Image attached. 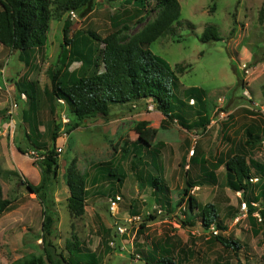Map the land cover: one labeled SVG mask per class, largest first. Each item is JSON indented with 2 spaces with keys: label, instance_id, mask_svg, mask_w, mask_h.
<instances>
[{
  "label": "rangeland",
  "instance_id": "1",
  "mask_svg": "<svg viewBox=\"0 0 264 264\" xmlns=\"http://www.w3.org/2000/svg\"><path fill=\"white\" fill-rule=\"evenodd\" d=\"M178 2L180 15L173 24L174 31L157 38L149 49L172 67L176 64L186 67L178 75L179 84L174 89L185 103L181 106L177 102V114L194 118L190 111L198 107L193 101L188 102L184 94L189 88L197 87L205 92V114L210 122L205 129L188 131L175 121L162 119L153 124L149 120L148 126L157 130L153 144L160 146L162 172L159 177L167 187L162 203L154 198L153 189L135 176L130 155L119 160L123 142L140 134L135 129L136 123L142 121L139 112L154 111L155 108H148L149 100H143L141 106L132 107L130 102L122 109L113 108L109 118L85 120L71 129L69 124L73 118L64 104L57 102L52 112L51 101L44 94L49 87L48 71L61 66L62 48L70 47L63 40L62 26L66 18L72 21L70 37L90 31L105 37L114 30L116 15L128 24L121 35H131L151 20L154 12L137 21L132 16V6L124 0H92L82 15L74 12L68 16L59 12L53 3L47 43L34 50L29 65L20 61L17 51L0 45V183L4 197L11 201L10 210L0 216V264L33 255L44 256L40 239L41 205L36 194L26 187V181L38 184L41 180V169L30 154L31 150H38L30 145L28 126L23 119V111L29 108L27 96L23 93L25 98L22 97L14 88L15 82L24 76L37 87L34 116L41 139L51 144L55 133V148L62 146L58 174L50 185L58 212L51 239L56 253L71 264H89L87 258L91 254L99 264H150L145 257L161 253L173 257L177 264H237L238 261L264 264L262 218L258 220L257 211L249 214L240 192L225 185V169L220 164L237 151L248 159L264 162V0ZM206 26H212L219 39L200 40ZM92 45L100 47L96 41ZM63 71L81 72L80 62H72ZM12 103L17 104L11 114L16 124L13 132L5 133L4 123ZM246 130L258 134L257 141L246 142ZM110 160V167H116L120 161V169L126 174L120 184L99 177L105 175V169L96 164ZM145 160L149 161V156ZM71 162L87 174L88 192L81 215H75L67 206L65 172ZM203 164L216 179L198 183L189 193L201 205H216L227 227L221 233L240 244L236 252L208 239L211 228L205 230L197 210L192 212L188 208L183 192L185 181L200 180ZM147 166L149 172L155 173L150 164ZM94 176L96 182L92 183ZM113 194L122 198L115 217L108 210ZM181 199L184 201L179 203ZM115 222L126 228L122 235L116 233ZM73 242L78 252L71 247Z\"/></svg>",
  "mask_w": 264,
  "mask_h": 264
},
{
  "label": "trees",
  "instance_id": "2",
  "mask_svg": "<svg viewBox=\"0 0 264 264\" xmlns=\"http://www.w3.org/2000/svg\"><path fill=\"white\" fill-rule=\"evenodd\" d=\"M132 6L133 18L137 21L144 20L147 15L154 12L155 16L146 21L136 32L131 35L122 31L128 29L126 21H122L118 15L113 17V27L105 37H100L94 32L77 33L69 35L72 21L66 18L63 22L62 32L65 44L70 47L62 48L61 66L48 71L49 87L44 90L47 98L51 101V111L54 112L58 100H62L68 113L73 120L70 128L77 127L85 120L110 117L111 111L118 105H125L140 100H149L154 108L162 113L164 119L177 122L180 127L190 131L205 129L210 119L206 112V99L204 90L201 88H189L184 94L187 101L193 100L198 108L194 109V120L187 121V114H177V105L181 106V100L174 93L178 87V75L185 70L182 64L172 67L164 58L153 53L149 45L161 36L174 31L173 24L178 22L180 5L178 0H124ZM92 0H0V45L18 52V57L25 65H29L35 49L43 47L47 43V33L50 20L52 19V4L56 5L59 12L71 11L82 15L90 7ZM150 6V7H149ZM233 30V29H232ZM231 30V32H232ZM219 37L212 26H206L200 40H217ZM100 43V47L92 45ZM72 62H80V71H63ZM15 91L24 93L29 102L27 111H23V119L28 126L27 138L33 148L43 155V158L34 162L41 169V180L38 184L26 181L27 190L36 194L40 205L42 221L40 225L41 244L44 256H31L21 261L10 264H71L61 254L56 253L51 239L55 234V224L58 220V212L51 196L50 185L58 174V153L55 151L56 134L52 135V142L41 139L38 122L35 119L37 105V87L33 81L24 76L15 82ZM195 96L197 97L195 99ZM178 102V104H177ZM59 104V103H58ZM188 106H192L188 103ZM148 121H139L135 129L140 132L134 140H125L119 148V160L131 157L130 167L135 176L145 181L153 190L154 198L163 202L167 187L162 183L159 175L162 172L160 162V146L153 144L157 130L148 126ZM247 141H257L258 134L246 130ZM41 139V140H40ZM18 150L26 153L17 146ZM149 156V161L145 157ZM107 164L109 166H107ZM109 162L97 163V166L105 169V180L124 181L125 173L120 169V161L117 166H111ZM150 164L154 172L146 168ZM225 169V185L232 191L240 192L248 205V213L257 211L264 223V162L248 159L243 152L232 153L225 161H220ZM145 166V167H144ZM147 166V167H146ZM199 176L200 180L185 181L183 189L188 208L201 217V225L205 230L214 227L217 232L210 231L208 239L220 244L226 249L236 252L240 248L237 239L226 237L221 232L226 230L222 223L219 210L213 203L200 204L189 193L191 188L205 183L213 182L216 175L208 170ZM120 170V171H118ZM116 171V173H114ZM113 177V178H111ZM257 180L254 182L253 179ZM87 174L77 169L76 164L71 162L66 168L65 184L68 189L67 206L75 215H81L86 205ZM199 181V182H197ZM96 182V181H95ZM94 182V183H95ZM114 196V194H113ZM184 201L181 199L179 203ZM258 203L259 205H253ZM11 201L4 197L0 183V216L8 211ZM150 218H154L150 215ZM190 216V224H194ZM144 223H142V227ZM78 252L77 244L71 243V247ZM68 252L72 251L68 248ZM75 252V255H76ZM73 255V254H72ZM74 256V255H73ZM94 255L88 256L89 264H99ZM150 264H177L173 257L165 253L156 256L149 254ZM237 264H242L238 261Z\"/></svg>",
  "mask_w": 264,
  "mask_h": 264
},
{
  "label": "built area",
  "instance_id": "3",
  "mask_svg": "<svg viewBox=\"0 0 264 264\" xmlns=\"http://www.w3.org/2000/svg\"><path fill=\"white\" fill-rule=\"evenodd\" d=\"M72 15H74V12L71 11L70 12ZM22 97L25 98V95L22 93ZM60 103H63L62 100H58ZM191 101H193L191 99ZM17 108V104L16 103H12L11 104V107H10V111H9V118L8 120L6 121L5 126H4V132L7 133V131L9 132H13L14 128H15V120L14 118L12 117V112ZM149 109H153L154 106L152 104H150L148 106ZM56 152L59 154L62 152V146H58L56 148ZM30 154L32 156H34V159L35 160H40L43 158V155H41V153H38V151L36 150H31L30 151ZM122 200L121 196L120 195H114L112 197L109 198V203H108V210L110 211V213H114V212H117L118 211V205H119V202ZM244 208V207H243ZM256 214V217L258 218V220L260 221L261 220V216L259 215L258 212L255 213ZM115 229H116V233L117 234H120L122 235L126 228L122 225V224H119V223H116L115 222ZM211 230L213 233H216L217 231L213 229V227H211Z\"/></svg>",
  "mask_w": 264,
  "mask_h": 264
},
{
  "label": "crops",
  "instance_id": "4",
  "mask_svg": "<svg viewBox=\"0 0 264 264\" xmlns=\"http://www.w3.org/2000/svg\"><path fill=\"white\" fill-rule=\"evenodd\" d=\"M144 101H147V100H144ZM142 102H143V100H140V101H136V102H133V103H128V104H130L132 107H136V106H141V104H142ZM127 104H125V105H118V106H116V107H114V108H119V109H122L124 106H126ZM195 110L194 109H192L191 111H190V114H194L195 112H194ZM112 112V111H111ZM139 114L140 115H142L141 116V119L140 120H142V121H148L149 122V120H152L153 121V124H157V123H159L162 119H164V116L162 115V113L160 112V111H158V110H156V109H154V111H152V112H149V113H147V114H143V112H139ZM111 115V114H110ZM186 118H187V121L188 122H191V121H193L194 120V118H192V117H189V116H186ZM190 118V119H189ZM192 118V119H191ZM132 140H134V139H132ZM201 174L205 171V169L202 167V169H201ZM200 174V175H201ZM100 177V179H104V177H103V175H100L99 176ZM92 181V183H94L95 181H96V179H95V176H94V178L93 179H91ZM120 184V183H119ZM196 187V186H195ZM115 195V194H114ZM113 196V195H112ZM8 210H10V207H9V209ZM118 213V211L117 212H114V213H111V215H113L114 217H115V215Z\"/></svg>",
  "mask_w": 264,
  "mask_h": 264
}]
</instances>
